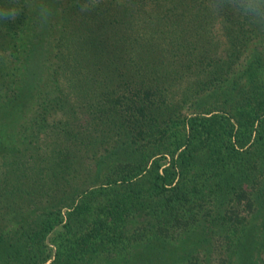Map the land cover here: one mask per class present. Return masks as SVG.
<instances>
[{"label":"trees","instance_id":"trees-1","mask_svg":"<svg viewBox=\"0 0 264 264\" xmlns=\"http://www.w3.org/2000/svg\"><path fill=\"white\" fill-rule=\"evenodd\" d=\"M37 2L0 21V264H264V34L205 0Z\"/></svg>","mask_w":264,"mask_h":264},{"label":"clouds","instance_id":"clouds-1","mask_svg":"<svg viewBox=\"0 0 264 264\" xmlns=\"http://www.w3.org/2000/svg\"><path fill=\"white\" fill-rule=\"evenodd\" d=\"M101 0H81L80 12L92 11ZM32 6V5H29ZM39 21L46 25L53 16V8L38 0L35 3ZM205 7L214 19L223 20L229 15L242 20L250 29L258 34H264V0H205ZM25 7L18 6L14 0L0 5V21H15Z\"/></svg>","mask_w":264,"mask_h":264},{"label":"rangeland","instance_id":"rangeland-1","mask_svg":"<svg viewBox=\"0 0 264 264\" xmlns=\"http://www.w3.org/2000/svg\"><path fill=\"white\" fill-rule=\"evenodd\" d=\"M13 75H14L13 77H16L17 78V76L19 75V73L16 71V72L13 73ZM11 77H12V75H11ZM75 102H77V101H75ZM72 106H74V105H72ZM75 107H76L77 111L76 112L74 111V114L78 116L77 119H76V121L77 122H83L85 120V118H86L85 116L87 114L84 111L81 112V109L79 108V106H74V108H72V110L75 109ZM259 197L260 198H264V194H262ZM261 212H264V199L262 201L258 202V204H257V206L255 208V215L257 217L256 221L264 218L263 213H261ZM203 248H205V246ZM213 256L216 257L217 254L214 253Z\"/></svg>","mask_w":264,"mask_h":264}]
</instances>
